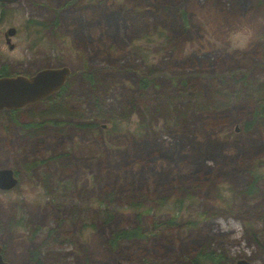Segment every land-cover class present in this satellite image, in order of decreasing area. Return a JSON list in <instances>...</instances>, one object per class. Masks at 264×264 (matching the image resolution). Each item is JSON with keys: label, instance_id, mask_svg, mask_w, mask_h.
Masks as SVG:
<instances>
[{"label": "rangeland", "instance_id": "obj_1", "mask_svg": "<svg viewBox=\"0 0 264 264\" xmlns=\"http://www.w3.org/2000/svg\"><path fill=\"white\" fill-rule=\"evenodd\" d=\"M0 36L12 72L71 70L68 116L46 99L0 111L4 261L192 264L210 241L224 264H264V124L243 129L252 99L213 96L234 72L264 93V0H20ZM137 221L146 237L113 243Z\"/></svg>", "mask_w": 264, "mask_h": 264}, {"label": "trees", "instance_id": "obj_2", "mask_svg": "<svg viewBox=\"0 0 264 264\" xmlns=\"http://www.w3.org/2000/svg\"><path fill=\"white\" fill-rule=\"evenodd\" d=\"M262 0H259L261 2ZM87 74V75H86ZM243 74V73H242ZM242 74H239L238 72H234V75L230 76V80L233 83V86L230 87L229 90H225L223 86L214 88L213 96L215 99L214 103L217 104V106H221L228 102L229 100H233L235 98H250L252 99L253 106L251 108V113H249L248 119L243 124V129L246 131H249L252 127L256 125H263L264 124V93L263 88L261 84H256L255 81H251L250 79L245 78ZM83 76H86L88 78V82L91 84L90 88L93 90L94 93V86L98 84V81L95 80L96 75L95 73H85ZM96 81V82H95ZM152 83V80L148 77L140 79L138 82V86L140 89L145 90L148 88ZM185 85H187L184 82ZM183 88V87H182ZM187 91H179L177 92L176 96H183L186 94ZM96 94V93H95ZM193 99L197 98L198 94L192 93ZM71 96V90L68 87V82L66 85L56 94L50 96L46 99L47 102H50L49 104L51 106L54 105H61L64 110H57L56 113L63 114L65 116H68L67 108H68V99ZM191 98V95H188ZM100 99H95V102H99ZM196 106L200 107L201 109H204V107L200 104H198V101L195 103ZM94 125V121L88 120V124L84 123L82 126L84 128H88V126ZM252 173V174H251ZM249 174L251 175V182L246 187V192H254L255 191V185L257 182L258 175L256 174V171L254 169H251L249 171ZM148 234V233H147ZM146 232L141 224V222L137 221V224L134 227L131 228H125L121 229L120 231H116L112 235V241L113 243L116 241H122V240H133V239H142L143 237H146ZM208 239V238H206ZM210 241L205 243L201 246V251L198 253V260L193 259L191 262L192 264H200V262L209 260L213 261L215 264H224L225 259L224 257L214 252V249L210 247ZM202 264V263H201Z\"/></svg>", "mask_w": 264, "mask_h": 264}, {"label": "water", "instance_id": "obj_3", "mask_svg": "<svg viewBox=\"0 0 264 264\" xmlns=\"http://www.w3.org/2000/svg\"><path fill=\"white\" fill-rule=\"evenodd\" d=\"M12 3L17 0H0ZM14 28H10L7 35H13ZM12 47L13 44H10ZM71 70L67 66L45 67L37 70L33 74H17L14 76L0 77V110H17L25 106L32 105L38 101L49 98L59 92L66 85ZM16 183L13 171L9 168L0 169V189L9 190ZM0 264H9L4 261L1 255ZM117 264H139L123 263ZM234 264H255L246 259H238Z\"/></svg>", "mask_w": 264, "mask_h": 264}, {"label": "flooded vegetation", "instance_id": "obj_4", "mask_svg": "<svg viewBox=\"0 0 264 264\" xmlns=\"http://www.w3.org/2000/svg\"><path fill=\"white\" fill-rule=\"evenodd\" d=\"M20 0H17V1H15V2H12V3H7V2H2V1H0V11H2L3 10V7H6V6H8V5H10V4H13V3H17V2H19ZM70 5H75V4H71L70 3ZM2 38H3V40H4V43L6 44V46H7V48L8 49H10V50H12L13 48H14V45L11 47L10 46V44H12L11 42H10V40H11V37L9 36V35H7V30H5L4 32H3V34H2ZM0 39H1V36H0ZM17 74H23V73H15V72H12V70H11V68H10V66L8 65V63H1L0 64V77H5V76H14V75H17ZM25 74V73H24ZM26 75H28V74H26ZM62 89V88H61ZM60 89V90H61ZM59 90V91H60ZM45 100V99H44ZM25 107H27V106H25ZM25 107H23V108H25ZM2 110H7V111H11V113H16L17 112V110H20V109H17V110H9V109H2ZM1 111V110H0ZM2 190V189H1ZM1 255H2V249H1ZM2 258H3V260H4V257H3V255H2Z\"/></svg>", "mask_w": 264, "mask_h": 264}]
</instances>
